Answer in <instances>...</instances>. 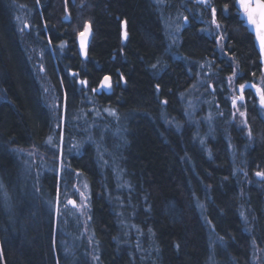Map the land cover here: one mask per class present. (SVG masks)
I'll list each match as a JSON object with an SVG mask.
<instances>
[{"label":"trees","instance_id":"obj_1","mask_svg":"<svg viewBox=\"0 0 264 264\" xmlns=\"http://www.w3.org/2000/svg\"><path fill=\"white\" fill-rule=\"evenodd\" d=\"M154 2L0 0V264H264L253 36L234 0Z\"/></svg>","mask_w":264,"mask_h":264},{"label":"snow or ice","instance_id":"obj_2","mask_svg":"<svg viewBox=\"0 0 264 264\" xmlns=\"http://www.w3.org/2000/svg\"><path fill=\"white\" fill-rule=\"evenodd\" d=\"M201 2H205V0H201ZM237 5H239L237 11L239 12L241 9L243 10V14L245 17H247V23L254 26L255 30H256V39L259 41L260 43V49H261V53L264 54V3H258L257 4V8H253L251 5L250 0H234L233 6L236 7ZM225 8L227 9V5H225ZM257 9L259 10L257 13ZM259 15V21L256 18V15ZM212 23L216 24V27L219 28V24L216 22V9H212ZM25 27H27V25H25ZM87 33H88V28L87 26L85 27V31L80 33V43H81V52L84 51V46H85V39L87 37ZM126 35V33H125ZM61 47H63V45H61ZM155 67V65L153 66ZM73 75H75V73H73ZM233 75H236V73L234 72ZM232 77H229V82L231 83ZM81 84H86V81H80ZM112 85L110 82V77L109 76H105L103 78V80L100 82V88L99 89H93L94 92L97 91H102L104 89H111ZM240 89L243 90L246 85L241 84L239 85ZM257 93L260 96V103L261 106L264 107V90L257 88L256 89ZM244 96L243 94H241L238 97L233 98L232 100V105L234 108L237 107V100L243 101ZM241 116H244L245 113L241 112L240 113ZM249 136H251V131H249ZM49 140H51V138H49ZM257 176H261L264 177V172H257L256 173ZM81 195H83V193H81ZM70 204H75L74 201L69 200Z\"/></svg>","mask_w":264,"mask_h":264},{"label":"water","instance_id":"obj_3","mask_svg":"<svg viewBox=\"0 0 264 264\" xmlns=\"http://www.w3.org/2000/svg\"><path fill=\"white\" fill-rule=\"evenodd\" d=\"M250 2H251V5H252L253 8H257V4L258 3H264V0H250ZM238 7H239V5L236 6V9H238ZM258 11L259 10L257 9V13H258ZM238 13H239V19L242 20L243 26H245L247 28L248 32L253 36L254 47H255L258 55H259V62L261 64H264V54L261 53L260 43L256 39V30H255V27L247 23V17L244 16L242 9ZM256 18L259 21V15L258 14L256 15ZM86 26L88 28V33H87V37L85 39V46H84V51L83 52H81L80 35L77 36L78 53H79V55L81 57H85L86 56L88 44H89V41L91 39V30H90V27H89V25H86ZM85 27H84V30L82 32L85 31ZM107 90H109V89H107Z\"/></svg>","mask_w":264,"mask_h":264},{"label":"rangeland","instance_id":"obj_4","mask_svg":"<svg viewBox=\"0 0 264 264\" xmlns=\"http://www.w3.org/2000/svg\"><path fill=\"white\" fill-rule=\"evenodd\" d=\"M208 1L209 0H205V2H203L204 3V5H209V3H208ZM153 4H154V6L156 5L155 4V2H154V0H153ZM155 7H157V5L155 6ZM180 19V20H179ZM185 19H184V16L182 15V13H180V12H178V13H176V14H171V15H169V17H168V20H167V22L165 23L166 24V27L168 26L169 27V29H168V27H167V29H168V32H169V34H168V37H170L171 38V42H173L175 39H176V37H177V34H178V31H179V28H180V26H181V24H183V23H185ZM82 32V31H81ZM100 88V86L98 87V89ZM210 89V88H209ZM211 92H212V90H211ZM208 100H209V102H212V100H211V98H209L208 97ZM233 100V99H232ZM239 102H240V100H237V104H239ZM208 104L206 103V106H207ZM197 110H199V109H196V116H194L193 115V117H192V119H194L195 117H196V120H200V121H202L204 124H206V121H205V114H207L208 112H204V113H202V112H197ZM188 111H189V109H188ZM185 112V111H184ZM186 113V112H185ZM198 115V116H197ZM188 124L189 125H191V126H194L195 124H196V122L195 121H192V120H190L189 121V119H188ZM199 125H200V123H199ZM195 128H197L198 127V125L196 124L195 126H194ZM208 127V125L206 126L205 125V128H207ZM257 173V172H256ZM257 176V175H256ZM258 177V179H262L263 177H261V176H257Z\"/></svg>","mask_w":264,"mask_h":264},{"label":"bare ground","instance_id":"obj_5","mask_svg":"<svg viewBox=\"0 0 264 264\" xmlns=\"http://www.w3.org/2000/svg\"><path fill=\"white\" fill-rule=\"evenodd\" d=\"M57 186H58V184H57Z\"/></svg>","mask_w":264,"mask_h":264}]
</instances>
